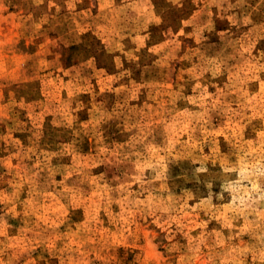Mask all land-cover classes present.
Listing matches in <instances>:
<instances>
[{
  "label": "rangeland",
  "instance_id": "obj_1",
  "mask_svg": "<svg viewBox=\"0 0 264 264\" xmlns=\"http://www.w3.org/2000/svg\"><path fill=\"white\" fill-rule=\"evenodd\" d=\"M0 264H264V0H0Z\"/></svg>",
  "mask_w": 264,
  "mask_h": 264
}]
</instances>
